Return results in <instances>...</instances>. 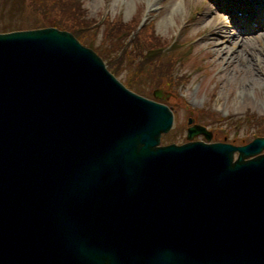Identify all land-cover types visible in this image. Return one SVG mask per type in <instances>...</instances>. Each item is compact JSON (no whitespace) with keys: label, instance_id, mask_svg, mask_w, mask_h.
<instances>
[{"label":"water","instance_id":"1","mask_svg":"<svg viewBox=\"0 0 264 264\" xmlns=\"http://www.w3.org/2000/svg\"><path fill=\"white\" fill-rule=\"evenodd\" d=\"M89 52L0 35V264H264V139L157 148L170 113Z\"/></svg>","mask_w":264,"mask_h":264},{"label":"rangeland","instance_id":"2","mask_svg":"<svg viewBox=\"0 0 264 264\" xmlns=\"http://www.w3.org/2000/svg\"><path fill=\"white\" fill-rule=\"evenodd\" d=\"M30 2L36 7L47 4L46 0L44 3L33 0H0V22L27 25L30 22L46 19L39 15L38 10L35 12L31 10ZM82 4L86 19L90 22L98 20L99 22L95 23L98 25L103 21L101 19L110 16L107 21L112 20L114 23L125 21L127 23L125 28L134 26L130 33L135 27L139 29L143 11L150 10L149 15L143 16V19L147 22L154 20L157 39L163 44L175 39L174 44L179 47L175 51L183 52L184 66L179 67L180 74L192 73L190 70L200 57L205 56L207 63L212 64L205 78L192 75L186 80L173 66L182 80L177 85L175 83L177 80L171 73L173 82L168 83L169 91L174 92L176 97L168 98V104L176 117L172 130L162 136V144L186 142L187 119L191 112L196 122L211 130L213 139L219 141L227 139L226 141L240 144L242 139L248 138L257 130H263L264 133V129H260L264 125L260 121L264 117V28L258 29L252 36L237 33L231 28V33L240 38L221 46V40L207 35L219 23V21L213 23L219 16L220 10L211 3V0H82ZM136 4L138 9L134 10ZM221 16L226 24L230 22L224 19V13L221 12ZM103 25L100 26L96 36L95 31H92L88 38L94 48L99 46L106 53L111 50L107 44L108 38L106 40L104 37L105 32L108 34L109 27ZM223 25L224 23L220 24ZM142 29L151 31V28ZM117 35L119 34L115 27L113 35L109 37L115 39ZM123 44L125 39L122 41L119 39L115 46L116 53L107 57L109 61L114 60V56L120 52ZM171 55L175 56L174 53L163 54L160 61L164 62ZM199 62L202 63L203 60L199 59ZM141 66L139 62H135L134 72L137 76L134 81L130 80L131 70L127 65L121 67L120 78L122 81L132 83L135 88L153 99V90L163 89L168 82V75L161 80L156 72L151 69L148 71L146 67L141 68ZM252 114L256 119L252 118L248 123L245 115ZM197 140L204 139L198 137Z\"/></svg>","mask_w":264,"mask_h":264},{"label":"trees","instance_id":"3","mask_svg":"<svg viewBox=\"0 0 264 264\" xmlns=\"http://www.w3.org/2000/svg\"><path fill=\"white\" fill-rule=\"evenodd\" d=\"M49 9L51 11H57L59 15L56 19L43 23L42 26H56L61 29L69 30L75 35L80 36L82 33L80 27L88 24L84 15V9H82L80 5L74 7L69 1L64 2L63 0H52ZM72 9H74V11H72ZM122 26L125 27L126 25L124 24ZM122 26H119V29H122ZM3 29V27H0V30Z\"/></svg>","mask_w":264,"mask_h":264},{"label":"bare ground","instance_id":"4","mask_svg":"<svg viewBox=\"0 0 264 264\" xmlns=\"http://www.w3.org/2000/svg\"><path fill=\"white\" fill-rule=\"evenodd\" d=\"M136 9H138V8H137V4H136V7L134 8V10H136Z\"/></svg>","mask_w":264,"mask_h":264}]
</instances>
